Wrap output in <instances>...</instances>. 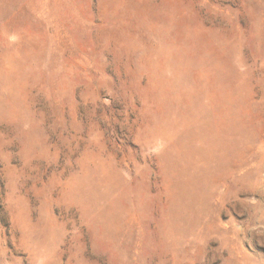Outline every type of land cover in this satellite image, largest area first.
<instances>
[{
  "label": "rangeland",
  "instance_id": "374dc122",
  "mask_svg": "<svg viewBox=\"0 0 264 264\" xmlns=\"http://www.w3.org/2000/svg\"><path fill=\"white\" fill-rule=\"evenodd\" d=\"M0 264H264V0H0Z\"/></svg>",
  "mask_w": 264,
  "mask_h": 264
}]
</instances>
